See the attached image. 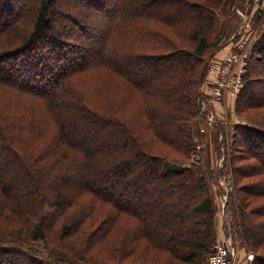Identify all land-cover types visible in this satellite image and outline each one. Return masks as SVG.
I'll return each mask as SVG.
<instances>
[{
  "label": "trees",
  "instance_id": "obj_1",
  "mask_svg": "<svg viewBox=\"0 0 264 264\" xmlns=\"http://www.w3.org/2000/svg\"><path fill=\"white\" fill-rule=\"evenodd\" d=\"M21 1L0 0V204L13 213L8 225L22 218L28 232L0 230V264H5L10 254H25V264H120L91 262L78 252L57 247L46 240L44 224L50 216L32 213L43 203L58 208L53 218L64 212L60 221L78 212L76 221L64 223L63 230L65 235L73 229L85 233L90 229L94 204L100 200L110 205L107 223L126 213L140 221L142 237L154 247L187 262L202 258L210 250L214 232L193 225L211 224L208 217L214 211L213 200L209 194L199 193L205 187L194 178L199 168L166 164L182 160L176 156L190 149L207 60L229 39L228 33L218 31V16L226 3L235 0H223V8L217 5L218 0H62L58 4L56 0H29L30 6L16 8ZM154 1L183 4L185 10L173 5L166 13L162 4L161 10L152 7ZM173 10L179 12L177 18L172 16ZM252 51L239 94L242 98L248 94L253 98L252 92L257 91L255 75L261 70L254 66L264 65V30ZM32 56L37 59L30 63ZM60 58L62 63L57 62ZM102 85L108 87V94H114H107L108 101L103 99L95 108L96 101H89V87ZM123 91L127 102L139 101L136 114L121 107ZM117 99L120 106L114 103ZM260 100L263 102L264 94ZM241 104L239 100V108ZM252 104L250 100L244 106ZM238 114L243 121L239 127L246 131L249 144L264 156L263 120ZM97 123L106 127L98 130L102 139L94 140L95 146L84 145L92 135L83 134L82 129ZM138 158L151 163L141 164L143 173L159 179L161 199L170 200L167 210L153 208L145 198V212L143 194L139 199L131 196L139 210L122 206L125 188L118 201L113 198L121 179L131 171L132 161ZM10 159L27 183L24 199L32 210L28 217L23 201L16 197V182L22 179L11 178L15 172L2 169ZM230 159L234 161L236 156L231 154ZM260 162L264 167L263 157ZM51 169L61 174L44 190L40 182ZM60 176H70L73 185L69 188L66 182L71 180L62 179L63 186L56 187ZM167 187L180 193L173 196ZM236 189L240 200L231 196L229 204L237 207L242 221L238 222L235 212L226 214L224 232L235 244L239 242L236 234L243 238L255 254L253 264H264V236L255 233L256 227L249 222L250 212L244 206L245 200L249 203L248 196L243 195L242 200L239 191L243 190ZM189 191L197 193L196 200L190 199ZM190 217L192 220H187ZM32 223L38 224L31 230Z\"/></svg>",
  "mask_w": 264,
  "mask_h": 264
},
{
  "label": "rangeland",
  "instance_id": "obj_2",
  "mask_svg": "<svg viewBox=\"0 0 264 264\" xmlns=\"http://www.w3.org/2000/svg\"><path fill=\"white\" fill-rule=\"evenodd\" d=\"M60 1L62 0H56V4L60 3ZM198 1L201 3H207L213 0ZM216 3L220 8H223V0H218ZM34 4L37 3L35 2ZM161 4L162 10H166V13H168V8L173 5L185 10L183 4L181 5L172 1H166L165 3L154 1L151 6L159 7L160 9ZM230 4L231 3L229 2L226 3L224 7L225 11L219 13L220 15L218 17H220V24L218 31L220 34L228 33L229 36L227 39L232 35V33L242 23L241 17L237 12L239 9L244 14L245 18L244 24L241 26L238 34L239 39L246 41L245 45H248V48L252 49L254 41L264 30V3L261 6V9H259L260 7L257 8L245 3L243 0H235L233 4ZM24 6H30V1L22 0L16 8L20 9ZM177 14H179V12L173 10L172 16H174V18H177ZM76 33H79V31H76ZM187 44L188 42H186V45ZM227 45L228 44L223 45L220 49H218V51L223 50L221 54H218L217 51L210 57V59L216 60V58H221L230 49V45ZM250 54L248 64L253 51ZM55 55L57 54L55 53ZM16 56L17 58L19 57L18 53ZM39 56L41 55L39 54ZM35 57L36 56L31 57L30 63H33L32 61H36L37 58ZM18 62L22 64V61L18 60ZM57 62L62 63V58L58 59ZM176 63L177 61H174V64ZM254 67L255 70L259 69L261 72L255 75L257 77L254 82L257 86V91L255 92L256 94L253 91V98H250L249 94L247 96V98L249 97L250 100L253 101V104L248 107L244 105L250 100L245 97L242 98V96L239 95L240 91L235 95H231L230 93L223 91L220 96L214 97L212 95V91H215V88H213L214 85H212V76L208 72L206 66L205 75L201 84L202 88L200 87V95H198L197 98L198 106L193 119L194 129L191 132L190 149L185 155L181 156V154H178L176 156L183 158L182 160L166 164H175L180 167H194V170L199 168V173L196 174L194 178L204 182L205 186L199 190V193L209 194L213 200L214 211L208 217L211 224L193 225V227H197L199 229H211V231L214 232L215 239L210 246V250L205 252V255H203L202 258L196 259V261H199L200 263L202 262L201 264H206L207 258L211 253L215 242L217 240L225 239L226 236H228V234L224 232L226 214L235 212L238 222L242 221L239 213L235 211L237 210V207L230 206L229 204L231 196L240 200L238 191L237 189L235 190V188L243 190V193L239 191L242 200L243 195L246 194L248 196L249 203L245 200L246 204L244 206L246 210L250 212L249 222L252 227H256L254 231L255 233L259 236H264V167L260 162V158H264V156L263 154L261 155V151L259 149L254 148L249 144V138H247L246 131L239 127V123L243 121L238 114L240 113V115H244L245 117L252 119L253 117L259 120L261 118L264 122V100L263 102L260 100L264 94V65L257 63ZM18 71L21 74L23 73L20 68H18ZM142 72L143 74H146L145 71ZM140 75L142 76L141 73ZM243 83L244 75L242 77L241 88ZM107 89L108 87L106 85H102L95 89L93 86L89 87V101H96L94 104L95 108H98L97 106L103 104V99L104 101H108V98L105 97L108 94ZM112 94L114 93H109L108 95ZM120 97L124 100V102L121 103L122 108L126 111L128 109L134 114L138 112L140 105L138 100L131 101L128 99L129 102H127V96L124 91L120 92ZM239 100L242 101L240 108L238 107ZM114 103L117 106H120V101L118 99ZM260 103L262 104L259 106L258 104ZM238 109H241V111L238 112ZM99 112L104 113L102 110H99ZM212 113L216 118V122L209 124L208 116ZM128 119L129 118L123 120L127 122ZM261 126L264 127V124H261ZM105 128V124L103 125V123H97V126L88 125L86 128H83V134L88 132L92 135L85 141L84 145L89 144L90 146H95L94 140L100 138L102 139L103 137V134L98 130L101 131ZM135 134L141 141L139 133L135 132ZM162 146L160 148L166 151L167 147ZM131 149L132 148H129L128 152L131 151ZM170 153L174 154L175 152L171 150ZM231 154L236 156V160L233 161L230 159ZM145 162L149 165L151 164L146 158H138L132 161V167L130 168L129 166L131 171L121 179L122 185L120 184V189L118 187L116 188L113 198L115 201H118L121 196L120 191L122 192V188H125V190H123L125 196L120 199V204L122 206L128 204L133 210H139V207L135 202L131 201V198L135 196V198L139 199L141 194H143L144 197L142 199L143 201L141 206L144 205L143 209L145 212L147 210V206L144 204L145 198L150 200L153 208L157 207L159 209L167 210L170 200L167 198L164 200L161 199L160 195L163 186L159 183L160 181L158 178H152L144 175L141 164H145ZM165 163L166 162H164L163 165ZM4 168L5 170L15 172L12 173L11 178H16L18 181L22 179V182H16V197L23 201L24 210H28V212L25 213L26 217L35 211H38L37 213L40 217L50 216L49 218L47 217L48 220L44 224L47 234L46 240L53 243L57 247L59 246L68 252H72V254L74 252H78V256H84L89 261L95 263L119 262L120 264H200L195 260L193 262H187L186 258H181L178 255H174L170 251L154 247L146 238L142 237L143 234L140 233V221L134 216L121 212L117 221H114V223H112V221L107 223L110 205L104 201L102 202V200L94 204L95 208L92 210V215L90 217L91 221L89 223L90 229H87L85 233H77V230L73 229L70 234L65 235L63 230L64 223H68V221L75 222V219L78 217L77 214L79 213H72L70 216L66 217L67 219L60 221V217L62 216L61 214L64 212L59 213L56 218H53L52 214L54 211L57 214L58 208H55L56 210H54L53 206L49 203L38 205L32 212L31 208L28 207L29 205L24 199V194L27 190V183L24 181L23 176L20 175L18 166L13 162V159H10V162L8 161V165L6 164L2 169ZM49 172H51L52 175H49ZM49 172H47L45 177L42 179L43 182H40L42 186L39 184V186L44 188V190L47 185L51 183V179L56 177L58 174H61L58 169H51ZM237 176L238 179H236ZM62 179L71 180V182H66L69 188L73 185L72 183H74L72 182L73 179L70 176H60L59 180H57L58 182H55L56 187L63 186V182L61 181ZM176 190L177 189H170V187L166 188V191L172 193L173 196L180 193L179 189L178 191ZM189 193L192 194L189 195L191 196L190 199L193 198L196 200L197 193L190 191ZM24 210L22 211L24 212ZM139 212L142 213L141 210ZM12 214L13 213L8 209L1 208L0 204V230H11L14 232L21 230L19 233L26 232L28 224L27 222L24 223L22 218H19L16 222L8 225L11 223L8 218ZM50 218L53 219L52 222L50 221ZM187 220H192V218L190 217ZM38 223H32L30 226L31 230L36 227ZM186 224H184V226ZM186 226L189 227V225ZM167 229L169 230V228ZM168 230L165 231L163 235L166 236L168 234ZM197 232L202 233L201 231ZM198 235L201 236L200 234ZM236 237L239 242H237V244L234 243L237 253L236 262L234 264H253L255 258L254 252L249 250L247 242H245L243 238L237 236V234ZM182 253L183 255L187 254V252ZM250 253L253 254L252 257H250ZM26 258L27 256L25 254H10L6 257L7 263L5 262V264H25Z\"/></svg>",
  "mask_w": 264,
  "mask_h": 264
},
{
  "label": "built area",
  "instance_id": "obj_3",
  "mask_svg": "<svg viewBox=\"0 0 264 264\" xmlns=\"http://www.w3.org/2000/svg\"><path fill=\"white\" fill-rule=\"evenodd\" d=\"M254 7H260L264 0H243ZM238 14L241 17V25L232 33L228 39L230 49L216 60H207V70L212 76V85L215 91H212L214 97L220 96L223 91L235 95L240 91L242 77L247 69L248 59L252 49L245 45L246 41L239 39L241 26L244 24V14L238 9ZM218 57V56H217ZM202 88V87H201ZM209 124L216 122L214 114L208 116ZM253 254L250 253V257ZM237 253L231 236H226L225 239L217 240L212 247L211 253L207 258L206 264H234L236 262Z\"/></svg>",
  "mask_w": 264,
  "mask_h": 264
},
{
  "label": "crops",
  "instance_id": "obj_4",
  "mask_svg": "<svg viewBox=\"0 0 264 264\" xmlns=\"http://www.w3.org/2000/svg\"><path fill=\"white\" fill-rule=\"evenodd\" d=\"M226 43H228V40H226V42H225L224 45H226ZM227 46H228V45H227ZM221 52H223V50L218 51V54H221ZM218 56H219V55H218Z\"/></svg>",
  "mask_w": 264,
  "mask_h": 264
}]
</instances>
